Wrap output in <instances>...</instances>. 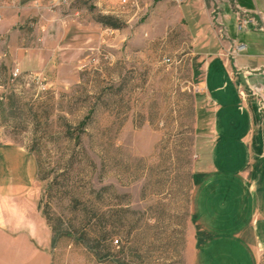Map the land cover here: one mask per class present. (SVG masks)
Masks as SVG:
<instances>
[{"label":"rangeland","instance_id":"374dc122","mask_svg":"<svg viewBox=\"0 0 264 264\" xmlns=\"http://www.w3.org/2000/svg\"><path fill=\"white\" fill-rule=\"evenodd\" d=\"M53 1L44 11L78 12L89 39L61 41L45 70L0 57V257L38 246L51 264H264L263 88L239 89L255 126L230 84L217 110L200 87L207 58L243 55H230L241 41L221 0L193 19L183 0ZM42 33H25L34 50Z\"/></svg>","mask_w":264,"mask_h":264},{"label":"crops","instance_id":"0c3cea01","mask_svg":"<svg viewBox=\"0 0 264 264\" xmlns=\"http://www.w3.org/2000/svg\"><path fill=\"white\" fill-rule=\"evenodd\" d=\"M49 1L0 0V57L13 62L14 66L16 65L22 72L31 69H35L36 71L45 70L44 67H47L46 64L49 60L51 61V57L52 61H55L57 53L60 52L61 48L63 49L61 41L64 39H66V44L71 47L77 45L79 38L86 37L87 39L84 42H87L89 39L87 34H84L85 30L89 29V27L85 26L78 12H75L69 18L49 14L47 11H44ZM161 1L165 3L169 0ZM183 1V5L178 7L181 12L179 13L180 17L193 19L191 17L192 13L196 15L198 13L197 10H201V6H199L201 0ZM221 9L220 20L224 29L231 37L237 38L246 44L247 51L234 62L229 61L227 57L212 56L207 58L202 65L200 87L208 94L209 100L215 105L214 110H217L216 101H223L225 99L229 84L234 88L239 97L238 91L243 86L239 82V74H243L246 82L245 88L243 87L244 91L245 89L246 91L249 90V87L252 85L258 84L262 86L264 93V70L259 73L260 69H264V0H221ZM242 11L253 17L258 26L249 25L238 35L233 25L235 26L236 23V13H243ZM201 13L203 14L202 11ZM205 18L207 19V15ZM31 28L36 29L37 32L39 30L43 32L37 41L41 43L38 50H34L31 47L33 41L29 40L25 35ZM260 28H263V30H260ZM54 38L57 40H53ZM53 41L56 43L54 42V44ZM53 45H55V48H53ZM215 94L218 95L215 98L216 100L213 98ZM245 98L247 99L245 100ZM243 100V107L247 110L248 120L254 123L255 126H259L262 118L257 116L253 100L246 96ZM257 134L260 136L261 133L257 131ZM39 215L41 218V214ZM44 225L46 226L45 222ZM0 233H3L1 227ZM49 234L50 231L48 229V238L41 241L43 244H48ZM30 242L32 241L30 240ZM35 250L36 257L25 259V256H22L16 263L51 264L47 248L43 249L35 246ZM0 264H6L4 257H0Z\"/></svg>","mask_w":264,"mask_h":264},{"label":"built area","instance_id":"2783aa9c","mask_svg":"<svg viewBox=\"0 0 264 264\" xmlns=\"http://www.w3.org/2000/svg\"><path fill=\"white\" fill-rule=\"evenodd\" d=\"M120 4L122 6H134L135 5V0H119ZM70 0H54L52 5H50V9L55 8V7H61V6H68L70 4ZM236 24H235V30L236 33H242L249 25H254V26H258L256 25L255 19L253 17H250L248 14L246 13H236ZM260 30H263V28H260ZM247 51V46L246 44L242 43V42H235L234 43V47L232 49L231 52V56L232 57H239L240 55L244 54ZM20 72L18 69L13 70L12 72V76L13 78H16L18 76H20ZM244 86H241V89H243ZM245 88V87H244ZM239 94L242 98L245 97L244 91L240 90Z\"/></svg>","mask_w":264,"mask_h":264},{"label":"trees","instance_id":"16d2710c","mask_svg":"<svg viewBox=\"0 0 264 264\" xmlns=\"http://www.w3.org/2000/svg\"><path fill=\"white\" fill-rule=\"evenodd\" d=\"M99 23L102 24L103 26H107V27L112 28V29H118V25L116 24V22L112 21L109 18H101ZM43 218L46 220L47 224L50 227V230H51V233H52V236H53V239H52V241H53L55 236L57 234H59V229H56V227H54V226H52L50 224L49 218H48V216L45 213L43 214Z\"/></svg>","mask_w":264,"mask_h":264},{"label":"water","instance_id":"95a60500","mask_svg":"<svg viewBox=\"0 0 264 264\" xmlns=\"http://www.w3.org/2000/svg\"><path fill=\"white\" fill-rule=\"evenodd\" d=\"M238 79H239V82H240L243 86L246 85V82H245V79H244L243 74H239V75H238Z\"/></svg>","mask_w":264,"mask_h":264}]
</instances>
